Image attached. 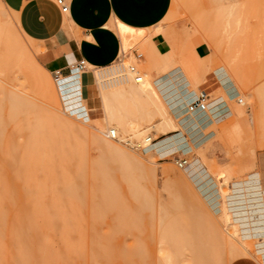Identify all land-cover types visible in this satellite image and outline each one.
<instances>
[{"label":"rangeland","instance_id":"1","mask_svg":"<svg viewBox=\"0 0 264 264\" xmlns=\"http://www.w3.org/2000/svg\"><path fill=\"white\" fill-rule=\"evenodd\" d=\"M5 7L0 264H264V225L256 224L264 212L242 213L264 197V0H172L154 29L124 34L126 50L112 67H87L94 85L69 110L58 89L63 79L55 82L45 49L24 36ZM156 34L168 42L167 53L153 46ZM197 47H206L201 59ZM24 53L44 71L24 62ZM131 67L153 80L181 69L192 89L216 67L233 116L206 130L213 137L203 148L161 156L144 141L171 136L160 124L156 97L148 101L151 114L129 116L134 127L128 131L104 120L100 94L135 84L126 79ZM243 96L244 106L237 102ZM105 142L130 158H114ZM216 145L218 158L211 153ZM184 158L189 165L179 169L176 161ZM257 174L261 189L248 190Z\"/></svg>","mask_w":264,"mask_h":264},{"label":"crops","instance_id":"2","mask_svg":"<svg viewBox=\"0 0 264 264\" xmlns=\"http://www.w3.org/2000/svg\"><path fill=\"white\" fill-rule=\"evenodd\" d=\"M66 1L69 12L65 15L60 13L55 0H0V5L3 7L6 5L16 15L24 36L32 43L42 45L40 47L45 49L47 64L56 69V72L59 71L62 79L78 74L76 81L80 83L81 106L88 96L89 89L94 85L92 73L87 70L81 74L72 66L83 60L90 68L111 67L120 57L124 34L128 36L154 29L167 16L172 0ZM151 42L160 54L170 50L168 42L161 34L153 35ZM194 51L200 59V56L206 55V47H197ZM23 61L32 62L38 70L44 71L32 57L26 60V53L23 55ZM217 69L215 67L207 72L197 83L196 92L199 94L197 97L199 98L202 92L207 93L209 105L204 113L197 112L203 114L197 115L201 128L196 131L194 139L191 140L181 129L165 135L171 134L168 137L178 143L183 141L182 150L185 152L187 149L185 152L187 155L192 152L191 148L197 141H201L202 148L208 144L213 136L205 135L206 130L226 123L233 116L221 93L224 81H220L218 75L214 73ZM225 94L230 101L234 100L233 93L228 91ZM211 153L217 158L221 155L217 145L211 149ZM176 154L179 153L174 155ZM261 184L264 187V180H261ZM214 204L213 206L218 208L217 201Z\"/></svg>","mask_w":264,"mask_h":264},{"label":"bare ground","instance_id":"3","mask_svg":"<svg viewBox=\"0 0 264 264\" xmlns=\"http://www.w3.org/2000/svg\"><path fill=\"white\" fill-rule=\"evenodd\" d=\"M228 26L229 25H227V27ZM125 50H126V47L123 43L122 47H121V53L120 54L122 55V53H124ZM30 57L31 56L28 53H26V60L30 59ZM131 68H134V67H131ZM131 68H130V70H131ZM73 69L75 71H78L75 68H73ZM93 69H95V68H93ZM99 70H103V69H99ZM134 70H135V72L130 71L131 74L126 73V77H127L126 79H127V81H129V79H132V81H134L135 84L128 83V86L126 88H122V87L121 88H114V89L107 90V92L100 94L102 96L101 106L103 108V112H104L103 117H104V120L106 121V124L107 125L115 124V126H117L118 130L121 129V130L128 131V130L132 129L134 127V124H133V122H131L129 120V116H131V115L134 116V115L140 114V113H143L144 115L151 114V108L149 107L148 101L152 97H156L157 102H156L155 110H156L157 114L159 115V117H161L160 124L163 125L166 128V130L171 129L170 133L180 131V129H181L186 134H188V136L192 140V138L196 135V131L199 128H201L200 122L198 121L199 116H197V115L203 114L208 109V106L203 113L191 112L189 110L190 102L193 103L194 101H196L198 99L197 95H199V94L196 92L197 89H192L190 87V82H189L190 80H188V78L186 79L184 77V75H185L184 72H182V70L179 69V71L174 72V74H172L171 77H169V76L165 77L164 76V77H161L160 79L153 80V78H151L150 75L144 74L142 76L136 71L135 68H134ZM77 76H78V74L76 73L75 75H73L69 78L63 79V80L58 82V89L60 90L61 94L64 97H66L65 98V102H66L65 108L67 110H69L68 108H70L71 102L77 103L81 98L80 91H79V89H80L79 84L80 83H78L76 81ZM60 78H61V76L54 78L55 82H57ZM40 82L41 83H40L39 87H41V85L44 84V81L40 80ZM159 95L162 97V99L160 98ZM162 100L164 101V103ZM214 100H216V99H214ZM246 101H247V96H243L242 99H238L237 102H238V104H242V106H244L246 104ZM208 105H209V103H208ZM167 111H170L172 116L169 115ZM58 117H60V116H58ZM175 120H176V122H175ZM109 132H110L112 139H116V134H117L116 129L113 128V129L109 130ZM187 138L188 137H186V139ZM144 141L146 144H148V146H150V149H154L155 152H157L161 156H167L170 154H174L177 151L185 153L187 150L186 149L185 152H184V150H182V148L184 147V144L182 143L183 141L181 143H178L177 141H175L171 137H168L167 139H164V140L157 142V143H154V144H152L153 141L151 140V138H145ZM101 142L99 141V143H101ZM200 144H201V141H197V143L195 145H197L199 147V146H201ZM38 148H40V147H38ZM103 148H105L104 150H106L107 153L112 154L113 157L115 155V156H119L121 158H130L127 155H125L122 152V150L119 149V147H115V145H112L109 142H105L103 145ZM188 151H190V150H188ZM30 156H32V155H30ZM260 185H261L260 184V177H259V174H257L256 179H254L252 182H250L249 186H247V187H248V190H251L253 188L261 189ZM247 187L245 189L243 188V192H242L243 197H246L247 195H249L248 193H246L247 195L245 194ZM263 198L264 197H262V195H261L258 199H255L254 202H257V204L252 206V207H251V204L248 205V207H246L245 210L242 211V213L245 215H249L250 212L248 213L247 209H251V208H252L251 213H255V212L259 213L261 211L264 212V199ZM245 201L246 200H244V202ZM224 216H225V218H224L225 220H227L226 218H228L229 220L231 219V216H229L228 213L227 214L225 213ZM256 224H258V226H262V225H264V221L262 220L260 222H256ZM228 227L231 228V225H229ZM232 237H233V235H232ZM230 243H231V241H230ZM234 245L235 244H233V246ZM166 258L169 259V257H167V256H166ZM170 260H171V258L169 259V261Z\"/></svg>","mask_w":264,"mask_h":264},{"label":"built area","instance_id":"4","mask_svg":"<svg viewBox=\"0 0 264 264\" xmlns=\"http://www.w3.org/2000/svg\"><path fill=\"white\" fill-rule=\"evenodd\" d=\"M55 5L58 7L60 13L63 15L69 12V5L66 0H55ZM87 66L88 65L83 60H80L72 67L82 72L87 69ZM130 71L135 72L134 68H131ZM58 76H61L59 71L55 72V78H57ZM208 99L209 95L205 92H202L201 96L189 105V110L191 112H204L208 106ZM176 164L179 169H185L189 165V162L188 159L184 158L176 161Z\"/></svg>","mask_w":264,"mask_h":264}]
</instances>
